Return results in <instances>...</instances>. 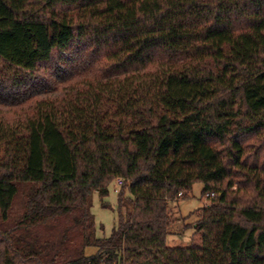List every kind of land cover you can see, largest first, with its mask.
Returning <instances> with one entry per match:
<instances>
[{"label": "trees", "instance_id": "1", "mask_svg": "<svg viewBox=\"0 0 264 264\" xmlns=\"http://www.w3.org/2000/svg\"><path fill=\"white\" fill-rule=\"evenodd\" d=\"M0 264H264V0H0Z\"/></svg>", "mask_w": 264, "mask_h": 264}, {"label": "rangeland", "instance_id": "2", "mask_svg": "<svg viewBox=\"0 0 264 264\" xmlns=\"http://www.w3.org/2000/svg\"><path fill=\"white\" fill-rule=\"evenodd\" d=\"M120 178H117L110 185L109 195L105 200L109 207H104L98 192L93 194L92 212L97 223V234L99 236H109L118 221V196L121 190ZM204 184L196 182L189 196L171 202V226L170 235L167 238L169 245L187 246L193 242L195 224L202 212V208L212 203V199H207L206 194L202 195ZM29 185H21L13 209V218L20 216L23 211ZM213 197V196H212ZM93 250V249H92ZM90 250V252H92Z\"/></svg>", "mask_w": 264, "mask_h": 264}, {"label": "built area", "instance_id": "3", "mask_svg": "<svg viewBox=\"0 0 264 264\" xmlns=\"http://www.w3.org/2000/svg\"><path fill=\"white\" fill-rule=\"evenodd\" d=\"M120 181H121V184H122V179H120ZM215 195V192H208L207 194H206V197H207V199H210V198H212V196H214ZM208 205H210V204H207L206 206H208Z\"/></svg>", "mask_w": 264, "mask_h": 264}, {"label": "crops", "instance_id": "4", "mask_svg": "<svg viewBox=\"0 0 264 264\" xmlns=\"http://www.w3.org/2000/svg\"><path fill=\"white\" fill-rule=\"evenodd\" d=\"M169 235H170V234H169ZM169 235H168V236H169ZM172 246H180V245H173V244H172Z\"/></svg>", "mask_w": 264, "mask_h": 264}]
</instances>
